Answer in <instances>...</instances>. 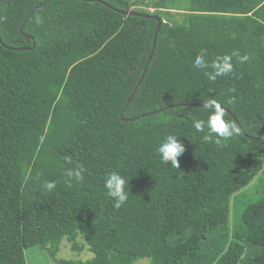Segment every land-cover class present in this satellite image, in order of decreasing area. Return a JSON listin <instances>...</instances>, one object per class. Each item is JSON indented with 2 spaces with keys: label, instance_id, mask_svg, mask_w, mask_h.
Here are the masks:
<instances>
[{
  "label": "trees",
  "instance_id": "1",
  "mask_svg": "<svg viewBox=\"0 0 264 264\" xmlns=\"http://www.w3.org/2000/svg\"><path fill=\"white\" fill-rule=\"evenodd\" d=\"M225 55L232 72L209 80ZM210 100L238 136L195 130ZM169 133L178 167L157 152ZM113 171L129 181L120 208ZM263 172L264 0H0V264L65 239L94 256L57 264H264V187L242 193Z\"/></svg>",
  "mask_w": 264,
  "mask_h": 264
},
{
  "label": "clouds",
  "instance_id": "2",
  "mask_svg": "<svg viewBox=\"0 0 264 264\" xmlns=\"http://www.w3.org/2000/svg\"><path fill=\"white\" fill-rule=\"evenodd\" d=\"M242 60H247L248 57L244 56ZM194 66L198 69H206L208 63L203 53L198 54L194 58ZM214 69L211 73H205L208 79L215 81L217 77L224 76L232 72L233 65L230 56L218 57L212 63ZM204 110L208 113L207 119H194L193 127L197 132H203L205 127L209 130V134L215 135V143L220 144L231 140L233 137L240 134V128L236 123L231 120L225 119L227 113L226 109L221 106V103L216 100H210L203 104ZM179 136L175 134H167L157 148L161 162L178 167V157L185 151L183 143L178 139ZM69 177H74L77 182L83 179L81 171L74 170L66 173ZM128 180L119 172L113 171L109 173L104 180V187L107 190V195L113 198V206L120 208L128 200V192L126 186ZM47 191H52L56 187L55 181H45L42 186Z\"/></svg>",
  "mask_w": 264,
  "mask_h": 264
},
{
  "label": "rangeland",
  "instance_id": "3",
  "mask_svg": "<svg viewBox=\"0 0 264 264\" xmlns=\"http://www.w3.org/2000/svg\"><path fill=\"white\" fill-rule=\"evenodd\" d=\"M143 8L146 11H149L151 13H155L158 8H155L154 6L150 5V2H147L144 6L140 7ZM137 9L132 8V10ZM177 12V11H174ZM262 184H264V172L260 173L254 182L247 187L245 190L242 191V193H245V195L248 197V200H251L252 202L257 201L261 197L260 193V187H264ZM263 190V189H262ZM240 194V193H239ZM237 194L233 197V203H232V212H231V221L234 222L237 217V212L239 209H243L244 202H240L239 205L234 206V201L236 200ZM93 254L89 252V250L86 248L81 253H77L73 249V245L68 242L67 239H65L61 245L60 252L57 256L53 257L49 255L48 251L44 248L40 247H34L26 251V258L28 264H57V260L61 259H68V260H81V259H89ZM136 264H151L149 259H142L138 261Z\"/></svg>",
  "mask_w": 264,
  "mask_h": 264
},
{
  "label": "water",
  "instance_id": "4",
  "mask_svg": "<svg viewBox=\"0 0 264 264\" xmlns=\"http://www.w3.org/2000/svg\"><path fill=\"white\" fill-rule=\"evenodd\" d=\"M41 6H42V5L38 6L36 9H38V8L41 7ZM36 9H35V10H36ZM35 10H34V11H35ZM34 11H33V12H34ZM33 12L30 14V16L33 14ZM125 14H126V15H141V16H143V17H150L149 15L138 14L137 12L132 11V10H130V11H126ZM156 19H158V18L156 17ZM161 25H162V22L159 20V23H158V29H157V31H156L155 39H154V42H153V45H154L153 51H152V53H151V55H150L149 61H148L147 65H146V68H145V70H144V74H143V76H142L140 82L138 83V86L135 88L134 92L132 93V95L130 96V98H129V100H128L127 107H128L129 104L132 102V100H133V98H134V96H135V94H136V92H137V89H138V87L140 86V84L142 83V81H143V79H144V75H145V73H146V71H147V69H148V66H149V64H150V62H151V60H152V58H153V54H154V50H155V44H156V39H157V36H158V31H159L160 28H161ZM23 29H24V26H22V28H21V33H23ZM32 38H33L32 36L26 35V39H27V40H30V39H32ZM23 50H24V49H23ZM154 113H155V112H154ZM151 114H153V113H150V114H148V115H151ZM137 119H139V118H135V119H133V120H137ZM133 120H132V121H133ZM130 121H131V120H130ZM256 140H257V139H256ZM258 140H259V139H258Z\"/></svg>",
  "mask_w": 264,
  "mask_h": 264
}]
</instances>
